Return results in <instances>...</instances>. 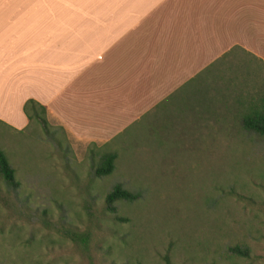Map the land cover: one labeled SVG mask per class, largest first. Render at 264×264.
I'll return each instance as SVG.
<instances>
[{"label": "crops", "instance_id": "crops-1", "mask_svg": "<svg viewBox=\"0 0 264 264\" xmlns=\"http://www.w3.org/2000/svg\"><path fill=\"white\" fill-rule=\"evenodd\" d=\"M263 65L264 0H0V123L16 131L33 100L79 144L154 121L185 143L227 138ZM234 67L232 87L207 89Z\"/></svg>", "mask_w": 264, "mask_h": 264}, {"label": "rangeland", "instance_id": "rangeland-1", "mask_svg": "<svg viewBox=\"0 0 264 264\" xmlns=\"http://www.w3.org/2000/svg\"><path fill=\"white\" fill-rule=\"evenodd\" d=\"M258 68L244 80L255 102L264 96ZM238 72L207 89L232 87ZM47 121L59 145L34 123L22 132L0 123V150L19 183L12 190L0 177V264H264V137L237 127L227 138L185 143L172 138L183 129L154 121L105 149L118 157L97 179L89 150L102 151ZM117 183L138 198L109 213L104 198ZM72 233L86 236L74 242Z\"/></svg>", "mask_w": 264, "mask_h": 264}, {"label": "trees", "instance_id": "trees-1", "mask_svg": "<svg viewBox=\"0 0 264 264\" xmlns=\"http://www.w3.org/2000/svg\"><path fill=\"white\" fill-rule=\"evenodd\" d=\"M23 113L28 120V126L30 124H36L45 133L49 141L59 145L60 141L55 137V134L51 131L50 125L46 119V108L33 100H28L23 106ZM241 128L245 132L255 134L259 137H264V96H262L257 103L250 105L243 115L241 120ZM62 130V128H58ZM63 131V130H62ZM22 132V131H19ZM97 147L102 152H95L93 148L89 150L92 161V175L97 179H104L112 174L115 168V162L117 160V153L114 151L106 152L105 149L110 147V144L103 146L92 145ZM60 148V146H59ZM98 156V160L94 161V156ZM0 177L6 184V186L12 190H16L19 187V183L15 178V171L11 167L7 156L0 150ZM138 198V194L129 191L121 184L117 183L113 188L105 195L104 204L109 213L116 212V204L119 202L131 203ZM86 235H77L75 233L70 234V239L74 242L81 240ZM87 240L85 237L83 241ZM230 252L243 259L249 258L247 248L234 247L230 249Z\"/></svg>", "mask_w": 264, "mask_h": 264}]
</instances>
